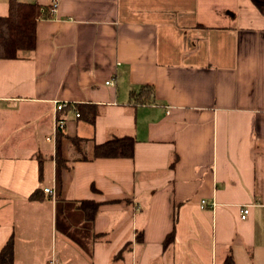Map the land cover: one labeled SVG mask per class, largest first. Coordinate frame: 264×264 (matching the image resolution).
I'll use <instances>...</instances> for the list:
<instances>
[{"label": "crops", "instance_id": "crops-1", "mask_svg": "<svg viewBox=\"0 0 264 264\" xmlns=\"http://www.w3.org/2000/svg\"><path fill=\"white\" fill-rule=\"evenodd\" d=\"M36 30L34 51L0 58V251L264 264V0H61ZM125 135L132 157L95 155Z\"/></svg>", "mask_w": 264, "mask_h": 264}, {"label": "trees", "instance_id": "trees-1", "mask_svg": "<svg viewBox=\"0 0 264 264\" xmlns=\"http://www.w3.org/2000/svg\"><path fill=\"white\" fill-rule=\"evenodd\" d=\"M49 9L42 10L37 2L10 0L9 12L0 15V58H19L21 51H34L37 46V22L40 18L51 17ZM135 138L131 135L111 136L104 143L95 147V155L104 157H132L135 149ZM57 162L60 167L65 165V158L58 148ZM43 190L36 189L31 195L32 200L43 198ZM92 205L88 218L96 213L97 203L82 201L80 206L87 208ZM174 239L172 231L165 243ZM225 264H233V256L229 254ZM0 264H14V239L10 238L0 251Z\"/></svg>", "mask_w": 264, "mask_h": 264}, {"label": "built area", "instance_id": "built-area-1", "mask_svg": "<svg viewBox=\"0 0 264 264\" xmlns=\"http://www.w3.org/2000/svg\"><path fill=\"white\" fill-rule=\"evenodd\" d=\"M60 1L61 0H51L50 1L51 14L55 12V10H56V8H57V6H58ZM55 103H56V109L58 111L59 110H64L68 106H72V107H74V110L76 112V116H80L81 115L80 111L74 105H71L70 103H68L66 101H56ZM66 126H67V119L66 118H64V117H56V119H55V129H56V131L57 130H64L66 128ZM45 191L52 193V190L49 187H46ZM206 203H207V201L205 199H203L202 200V205L205 206ZM248 213H249V207L245 206L242 209L241 217L242 218H246Z\"/></svg>", "mask_w": 264, "mask_h": 264}]
</instances>
